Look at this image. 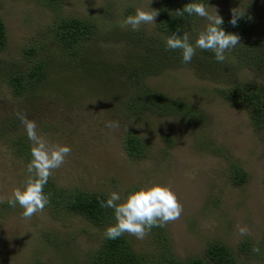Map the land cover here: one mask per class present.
I'll return each instance as SVG.
<instances>
[{
  "label": "rangeland",
  "instance_id": "rangeland-1",
  "mask_svg": "<svg viewBox=\"0 0 264 264\" xmlns=\"http://www.w3.org/2000/svg\"><path fill=\"white\" fill-rule=\"evenodd\" d=\"M149 3L0 0L6 38V47L0 52V132L7 130L0 138V199L4 200L0 203V264L81 263L101 238L97 229L79 217H53L45 207L31 219H24L19 205H8L13 190L23 187L31 160V142L17 112L35 120L38 131L50 142L70 146L71 154L49 178L55 186L102 193L107 198L116 191L123 199L142 186L170 185L183 205L180 218L161 228L173 255L181 260L200 257L205 246L214 241L231 249L237 264H264V129H253L245 111L216 92L235 79L264 88V78L248 69L235 70L232 53L238 44L225 53L223 63L214 60L216 67L209 72L201 62L206 60L200 58L187 64H163L158 75L146 79L148 89L184 101L198 111L201 118L195 131L172 117L143 113L136 119L126 114L118 103L125 92L120 66L135 53V47L124 40L125 32L131 30L124 21L137 8L157 9L156 0ZM205 4L210 13L216 10L222 19L234 9L243 13L249 26L246 43L264 42V0H208ZM70 18L95 21L98 36L82 45L88 57L104 64L106 72L89 75L77 64L58 70L60 61L51 42V27ZM155 20L139 30L148 39L157 37ZM207 24L205 18L194 15L185 31L192 43ZM161 42L166 44L162 36ZM31 48L34 55L27 56L25 50ZM40 59L52 71L47 80L21 97L13 96L2 76L24 75ZM232 77L235 79L230 80ZM108 121H118L119 128L106 127ZM126 135L139 139L144 155L141 160L127 156L123 146ZM166 136L170 145L164 141ZM20 137L29 147L28 157L16 153ZM230 165H238L247 174L245 184H231L227 175ZM239 226H247L250 235L240 236ZM125 237L136 252L152 253L158 248L150 232L142 240ZM243 240L250 247L247 256L236 254ZM254 247L260 248L259 254L252 251Z\"/></svg>",
  "mask_w": 264,
  "mask_h": 264
},
{
  "label": "trees",
  "instance_id": "trees-1",
  "mask_svg": "<svg viewBox=\"0 0 264 264\" xmlns=\"http://www.w3.org/2000/svg\"><path fill=\"white\" fill-rule=\"evenodd\" d=\"M156 1L158 2L156 10L159 11V15L155 20L154 32L157 40H155L156 38L148 39L149 37H146L141 31L127 30L125 32L126 36L123 39L127 45L135 47V53L127 57L124 66H120L125 92L118 103L121 104L126 114L136 119H139L143 113L158 117H172L180 119L195 131L194 128L199 125L197 123L201 118L196 109L184 101L148 89L145 82L148 77L158 75L163 64L169 62L184 64L181 51L168 50L166 44L161 42V36L166 39L173 33L182 35L183 32L189 30L194 15L185 14L184 17H177L175 12L188 3H206L208 0ZM231 18L232 15L223 18L224 22L221 27L226 33L240 37L241 44L232 53L237 65L235 70L248 69L264 78V42L247 44L246 37L249 27L247 20L242 16L233 26L229 23ZM98 30L95 21L76 18L63 19L52 25L51 42L58 53L59 71L66 65L71 67L75 64L83 67L89 75H92L94 71H107L104 64L96 57H88L86 48L82 45L85 41L94 40L98 36ZM5 39L4 26L0 20V52L6 47ZM91 42L93 46L94 42ZM25 54L33 56L34 49L25 50ZM200 58L206 61L203 62ZM193 60L201 61L206 66L207 72L216 67L214 53L211 51L197 49ZM49 68L47 62L40 59L29 67L26 74L5 73L2 78L10 87L13 96L21 97L28 89L31 90V88L39 86L47 80L48 75L52 73ZM97 72L94 74L96 75ZM232 78L230 80L235 79V77ZM216 92L230 104L241 107L253 129H264L263 87L250 81L239 82L235 79L230 86L218 89ZM6 132H0V138L5 137ZM164 141L168 145L171 144L168 136L164 137ZM15 146L18 156H29V147L23 137H20ZM123 146L131 160L136 161L143 158V146L138 138L133 135H126ZM203 146L207 148L204 143ZM227 175L231 184L236 187L245 184L248 179L247 174L238 165H230ZM262 188L264 191V174ZM44 192L50 196V202L46 208L53 217L76 216L100 232L101 238L97 241L98 246L88 251L81 263L70 260L65 264H237L236 255L232 250L223 243L214 241L205 246L200 257L181 260L173 255L164 235H162L163 231L159 227H154L150 231L152 240L158 242V248L152 253L136 252L130 246L125 235L115 240L105 238V229L114 225L116 221L113 210L103 208L99 203V201L107 199L104 194L86 193L80 189L59 188L49 180L45 185ZM237 248L236 254L238 255L240 252L245 256L250 249L245 240L241 241Z\"/></svg>",
  "mask_w": 264,
  "mask_h": 264
},
{
  "label": "clouds",
  "instance_id": "clouds-1",
  "mask_svg": "<svg viewBox=\"0 0 264 264\" xmlns=\"http://www.w3.org/2000/svg\"><path fill=\"white\" fill-rule=\"evenodd\" d=\"M208 8L205 3L191 2L175 12L177 17H184L185 14L196 15L208 21L206 29L198 34L195 43L191 42L188 32H183L182 35L173 33L166 38L167 49L180 50L183 63H190L197 49L213 52L215 60L223 63L226 59L225 53L240 44V37L226 33L221 27L223 19L217 15L216 10L210 13ZM158 15L159 11L149 6L146 9L137 8L134 15L126 17L124 25L133 31H139L142 25L154 24ZM242 16L243 13L238 14L234 9L229 23L235 26ZM16 116L31 142V160L26 166L28 175L23 187L15 188L7 203L12 208L19 205L23 209L22 217L31 219L38 212H43L49 204L50 196L44 192L45 185L53 172L65 163L66 157L71 154V148L50 142L38 131L37 122L28 119L26 114L17 112ZM106 127L117 129L119 122L108 121ZM189 178H192L191 174ZM3 202L4 200L0 199V203ZM99 203L101 207L110 208L114 212L116 222L108 226L104 233L105 238L109 240H115L125 234L142 240L152 228L166 227L178 220L183 212V205L171 186L162 184L142 186L128 193L123 199L119 192L114 191ZM238 233L240 236L250 235V229L247 226H239ZM252 251L259 254L260 248L254 247Z\"/></svg>",
  "mask_w": 264,
  "mask_h": 264
}]
</instances>
